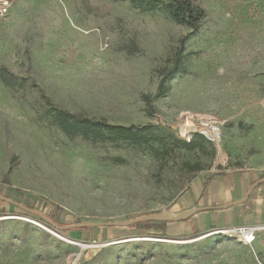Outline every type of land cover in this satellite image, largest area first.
<instances>
[{
  "label": "rangeland",
  "instance_id": "1",
  "mask_svg": "<svg viewBox=\"0 0 264 264\" xmlns=\"http://www.w3.org/2000/svg\"><path fill=\"white\" fill-rule=\"evenodd\" d=\"M198 2L207 16L193 32L120 0H18L0 22V72L25 80L0 77V196L63 227L125 223L174 211L197 177L264 170V0ZM43 95L141 139L67 136ZM186 114L220 133L191 134ZM39 214L0 200V264H259L211 232L171 240L152 222L61 234Z\"/></svg>",
  "mask_w": 264,
  "mask_h": 264
},
{
  "label": "crops",
  "instance_id": "2",
  "mask_svg": "<svg viewBox=\"0 0 264 264\" xmlns=\"http://www.w3.org/2000/svg\"><path fill=\"white\" fill-rule=\"evenodd\" d=\"M260 180H264L263 168L235 170L206 179L197 177L179 198L178 208L171 213L180 214L194 208L220 207L243 200L251 186ZM242 227L257 229V239L250 248L258 263L264 264V181L253 190L244 204L226 210L199 213L183 222H166L161 233L167 239L179 240L195 234Z\"/></svg>",
  "mask_w": 264,
  "mask_h": 264
},
{
  "label": "trees",
  "instance_id": "3",
  "mask_svg": "<svg viewBox=\"0 0 264 264\" xmlns=\"http://www.w3.org/2000/svg\"><path fill=\"white\" fill-rule=\"evenodd\" d=\"M129 2L136 8L144 12H155L162 10L170 17L172 21L177 24L189 27L193 32L199 31L205 20L207 14L205 9L200 5L198 0H120ZM180 56V52L178 54ZM181 73L180 64L176 63L162 79L161 84L157 89L156 96L163 97L168 89L164 86V82L173 73ZM0 77L3 83L9 88H21L25 85V80L19 79L16 75L9 72L7 69H2ZM33 87H37L33 84ZM42 99L48 106V115L53 119L58 128L67 136H82L85 139L104 140L105 134H110L116 139L126 141H139L141 139L140 131L134 128H128L120 125H111L106 122L88 119L79 115L72 114L65 110L53 107L47 96L43 95ZM145 102L151 106V99L148 96L144 97ZM204 139L200 134H196L193 141L188 147L193 148L197 146V141ZM195 171H200V168H195ZM54 222V221H53ZM56 223V222H54ZM134 228H151L152 222L137 223ZM58 231V230H57ZM61 234H66L69 231H58Z\"/></svg>",
  "mask_w": 264,
  "mask_h": 264
},
{
  "label": "water",
  "instance_id": "4",
  "mask_svg": "<svg viewBox=\"0 0 264 264\" xmlns=\"http://www.w3.org/2000/svg\"><path fill=\"white\" fill-rule=\"evenodd\" d=\"M264 180H260L259 182L255 183L253 186H251V188L248 190L245 198L243 200L237 201V202H233L230 204H227L225 206H220V207H214V208H194L192 210H189L187 212H183L180 214H174L171 212H162V213H154L151 215H147L141 218H137L125 223H81V224H75L72 226H59L56 223H54L51 219L47 218L46 216L39 214L35 211H32L28 208H25L23 206H21L20 204H17L7 198L1 197L0 196V200L1 201H5L7 203L13 204L15 206H18L20 208H23L31 213H36L39 214L44 220H46L52 227H54L56 230L58 231H69L72 230L74 228H103V227H128V226H133L137 223H143V222H167V223H176V222H183V221H187L190 218H192L193 216L199 214V213H203V212H208V211H218V210H226L229 209L231 207L237 206V205H241L244 204L245 202H247L253 192V190L263 182ZM165 242V241H164Z\"/></svg>",
  "mask_w": 264,
  "mask_h": 264
},
{
  "label": "built area",
  "instance_id": "5",
  "mask_svg": "<svg viewBox=\"0 0 264 264\" xmlns=\"http://www.w3.org/2000/svg\"><path fill=\"white\" fill-rule=\"evenodd\" d=\"M18 0H0V22H3L7 20V18L10 16L11 11L14 7V5L17 3ZM184 119L186 122H190L189 120H193L194 118L191 117L190 114H186ZM199 119V117H198ZM203 127L207 126L206 122L207 119L200 118L199 119ZM214 120L212 121V126L217 128L215 126V123H213ZM191 125L195 126L193 123H190ZM219 129V128H217ZM199 131H196L194 133H197ZM206 135V134H205ZM218 142L217 140H215ZM211 235H216V236H223V237H228V238H233L235 239L238 243L246 246V247H251L255 240L257 239V229L255 228H238L236 230H215L211 232ZM168 241V240H166ZM171 242V241H168Z\"/></svg>",
  "mask_w": 264,
  "mask_h": 264
},
{
  "label": "bare ground",
  "instance_id": "6",
  "mask_svg": "<svg viewBox=\"0 0 264 264\" xmlns=\"http://www.w3.org/2000/svg\"><path fill=\"white\" fill-rule=\"evenodd\" d=\"M85 34H88V33L86 32ZM212 121H213L212 118L207 119V122H206L207 126L200 127V128L199 126L191 125L190 122H187L183 126L191 130V134H193L196 131H203L206 134V136L213 138V137H216L220 133V129H217L214 126H212Z\"/></svg>",
  "mask_w": 264,
  "mask_h": 264
}]
</instances>
